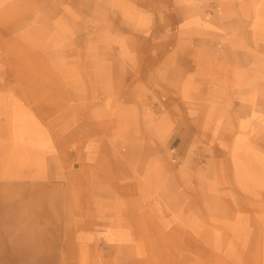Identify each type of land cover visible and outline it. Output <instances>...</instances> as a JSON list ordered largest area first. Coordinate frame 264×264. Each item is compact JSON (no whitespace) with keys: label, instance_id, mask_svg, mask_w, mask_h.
<instances>
[{"label":"rangeland","instance_id":"rangeland-1","mask_svg":"<svg viewBox=\"0 0 264 264\" xmlns=\"http://www.w3.org/2000/svg\"><path fill=\"white\" fill-rule=\"evenodd\" d=\"M224 46L249 95L219 119L231 179L252 187L248 231L203 183L210 138L188 159L174 142L178 68ZM259 158L264 0H0V264H264Z\"/></svg>","mask_w":264,"mask_h":264},{"label":"crops","instance_id":"crops-1","mask_svg":"<svg viewBox=\"0 0 264 264\" xmlns=\"http://www.w3.org/2000/svg\"><path fill=\"white\" fill-rule=\"evenodd\" d=\"M232 49L224 46L222 50H212V57H209V54L201 49L192 50V63L178 68L183 74L181 78H176L175 86L179 88L188 107L184 108L185 122L174 128V142L183 157L188 159L194 152L195 142L200 137L210 138L215 153L213 171L209 176V181L204 179L203 183L206 188H208V184L212 188H216L232 204L233 211L237 215L236 223L239 224L236 229L248 231L253 229L252 212L249 210L252 205L251 194L242 192L250 190L252 187L250 185L243 186L249 183L245 176H242L240 182H237L238 185L231 179L227 156L231 155L232 138H228L227 128L223 127L219 121L220 118L229 116L234 103L249 99L247 93L240 94V90H237L244 85L236 78L238 68H236L235 56L239 50ZM189 53L190 51L187 52V54ZM188 111H192V113ZM190 119H195V121H190ZM190 136L192 138L189 140ZM194 162L195 169H199L198 167L203 169L208 165L206 161L201 163V161L195 160ZM262 164L263 166L260 164V169L264 172V163ZM243 167V174L249 173V168L246 165Z\"/></svg>","mask_w":264,"mask_h":264},{"label":"bare ground","instance_id":"bare-ground-1","mask_svg":"<svg viewBox=\"0 0 264 264\" xmlns=\"http://www.w3.org/2000/svg\"><path fill=\"white\" fill-rule=\"evenodd\" d=\"M127 127H130V126H127ZM130 130L134 132L133 131L134 129L130 128V129H127V132L124 134H125V138L131 143V149H130L131 156L134 158L142 157L146 152V148L143 147L142 143L139 140H136V138L133 137L134 134ZM147 151H148V154L151 153L152 146H149L147 148ZM247 153H250V151L247 150ZM259 161L261 162V165L263 166L260 158H259Z\"/></svg>","mask_w":264,"mask_h":264}]
</instances>
